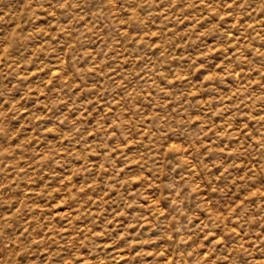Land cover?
Wrapping results in <instances>:
<instances>
[{
	"label": "rangeland",
	"instance_id": "obj_1",
	"mask_svg": "<svg viewBox=\"0 0 264 264\" xmlns=\"http://www.w3.org/2000/svg\"><path fill=\"white\" fill-rule=\"evenodd\" d=\"M0 264H264V0H0Z\"/></svg>",
	"mask_w": 264,
	"mask_h": 264
}]
</instances>
